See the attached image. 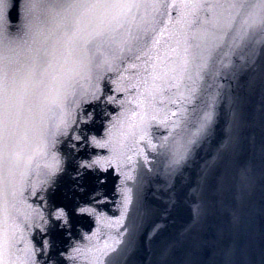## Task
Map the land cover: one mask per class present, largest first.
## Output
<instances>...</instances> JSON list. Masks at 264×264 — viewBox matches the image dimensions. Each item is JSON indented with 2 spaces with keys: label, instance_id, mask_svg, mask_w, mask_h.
<instances>
[{
  "label": "water",
  "instance_id": "obj_1",
  "mask_svg": "<svg viewBox=\"0 0 264 264\" xmlns=\"http://www.w3.org/2000/svg\"><path fill=\"white\" fill-rule=\"evenodd\" d=\"M52 2L10 0L9 22L0 31V53L16 62L21 75L37 50L42 53L51 43L45 38L55 28L47 11ZM155 2L159 7L148 9L155 20L147 49L125 51L111 61L110 70L93 66L91 81L88 72L82 73L76 90L79 107H73L71 96L67 102L69 120L76 123L68 136L57 135L54 143L47 138L46 154L41 151V134L61 115L52 102L63 89L45 85L58 65L44 84L28 81L19 87L18 187L20 172L26 177L23 197L9 198L7 212L0 200V236L13 238L0 253L4 264H52L53 256L61 264H97L104 245L124 231L131 215L139 228L130 264H264V51L258 44L234 50L226 44L216 47L210 25L202 23L211 14L191 7L199 0ZM208 2L225 6L215 10L220 16L227 13L229 0ZM29 3L37 5L31 12L25 7ZM28 21L31 28L25 27ZM98 74L100 99L93 100L89 92ZM230 97L240 120L231 149L217 167V173L227 171V178L219 190L210 182L201 194L198 175L230 124ZM214 112L219 113L215 123L207 131L201 129L205 114ZM85 133L98 143L73 141L79 151L72 150V166L99 163L95 171L88 169L79 190L73 189L68 176V145L70 137ZM182 155L185 159L175 163ZM28 158L31 164L25 168ZM53 159L67 169L56 174L55 188L44 183L46 165ZM8 179L4 166L0 180ZM33 184L38 185L36 195ZM126 195L132 201L127 211ZM77 205L86 211L70 214L64 227L58 223L45 232L38 223L27 226L26 217L43 214L51 219L56 207ZM154 226L158 231L149 239ZM45 236L55 240V249L45 248L41 254ZM120 238L126 239L127 233Z\"/></svg>",
  "mask_w": 264,
  "mask_h": 264
},
{
  "label": "snow or ice",
  "instance_id": "obj_2",
  "mask_svg": "<svg viewBox=\"0 0 264 264\" xmlns=\"http://www.w3.org/2000/svg\"><path fill=\"white\" fill-rule=\"evenodd\" d=\"M11 7L10 0H0V31L7 28L8 12ZM25 7L31 12L37 5L29 3ZM158 7L155 0L151 4L143 3L141 0H53L47 5V11L55 21V28L45 38L46 40L51 39V43L43 48L42 53L37 50L32 64L24 74L21 75V70L15 66L16 62L10 56L0 53V168L7 166L9 176L7 183L0 180V200L5 205V212H7L9 198L14 201L17 197H23V181L26 177V172H20V186L18 187L15 172L20 164V153L17 151L16 128L22 101L19 92L22 82L35 81L37 84H44V78L50 75V70L54 66L58 65V71L51 75L49 84L45 85V87H50L54 84L59 89H63L62 95H58L52 102L55 107L60 109L61 115L50 128L41 134L43 145L41 151L46 154L49 145L47 138L51 137L54 143L57 135L68 136L71 125L76 123L75 119L69 120L67 102L71 96L73 107H79L76 92L78 78L83 72H88V78L91 81L90 73L93 66L97 69L107 66L110 70L111 61L125 51L136 54L147 49L148 33L154 31L152 24L155 20L149 15L148 9ZM168 7H172V5ZM191 7L198 12L211 14L210 16L205 15L202 23L210 25L211 34L216 40V47L219 48L226 44L230 50H234L258 44L264 51V0H229L226 6L228 11L223 16L215 11L225 7L219 3L199 0ZM31 26V21L25 25L28 28ZM152 42L156 43L157 41L153 39ZM136 58L139 59V55H136ZM61 60L63 63L60 62ZM65 65L70 66L65 67ZM100 79L101 76L98 74L95 81L91 83L89 95L93 100L100 99L98 95ZM234 104V99L230 97L227 109L230 124L223 129V139L198 175L197 190L201 194L206 188H209L210 182L215 183L214 190H219L227 178V171L217 173V167L219 161L229 153L234 132L239 125L240 112ZM218 115V112L206 113L201 129L207 131L215 123L214 117ZM72 130L75 131V129ZM73 141H82L84 145L89 144L90 141L98 143L94 137H89L86 133L70 137L68 145L70 166L74 162L72 150L79 151V144L73 143ZM190 143L195 142L191 141ZM183 159L185 157L182 155L175 163L179 164ZM97 163L99 161H93L86 166L81 163L71 167L68 176L73 182V189L82 190L81 182L89 175L88 169L95 171ZM30 164L31 158H28L25 168ZM46 167L48 179L44 183L55 188L56 174L63 173L67 169L61 165L59 160L55 159ZM95 179L97 182L101 180L98 175ZM37 187V184L32 185V195H36ZM41 198H45L43 192ZM131 203L130 197L126 195L124 198L125 211ZM85 211V208L78 205L71 208L68 206L56 207L55 212L51 213V219L46 218L43 214H37L38 219L26 217V222L28 227L38 223L41 230L47 232L49 227L54 229L58 223L60 227H64L70 214ZM123 215L124 213H122ZM195 215L197 217L200 215L199 209ZM138 228L136 216H129L124 231L119 232L117 237H113L111 243L104 245L97 264H130L131 257L135 252L134 240ZM156 231H158V226L153 227L149 239ZM124 232L127 233V238L122 240L120 237H123ZM12 239V237L0 236V253L6 244H11ZM45 248L55 249V240L49 239L47 236L43 237L41 254ZM60 254L62 255V253ZM0 264H4L3 259H0ZM30 264H35V261H31ZM52 264H61V262L56 256H53Z\"/></svg>",
  "mask_w": 264,
  "mask_h": 264
}]
</instances>
